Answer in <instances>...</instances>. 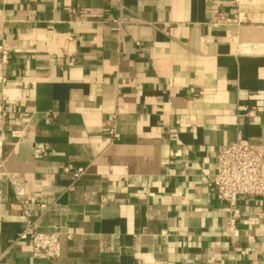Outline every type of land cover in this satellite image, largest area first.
<instances>
[{
  "label": "crops",
  "instance_id": "1",
  "mask_svg": "<svg viewBox=\"0 0 264 264\" xmlns=\"http://www.w3.org/2000/svg\"><path fill=\"white\" fill-rule=\"evenodd\" d=\"M3 44L0 264H45L27 218L72 234L53 264H264V199L225 236L212 185L264 139V0H0Z\"/></svg>",
  "mask_w": 264,
  "mask_h": 264
},
{
  "label": "built area",
  "instance_id": "2",
  "mask_svg": "<svg viewBox=\"0 0 264 264\" xmlns=\"http://www.w3.org/2000/svg\"><path fill=\"white\" fill-rule=\"evenodd\" d=\"M214 25L233 23V20L218 15L213 18ZM0 54L4 64L9 61L10 52L8 47L0 45ZM2 82H5L3 78ZM248 114H252L251 111ZM53 117V116H52ZM52 117H48L51 120ZM110 134L113 140L119 138L114 128ZM36 149V152H40ZM217 168L212 177V185L217 198L228 205L229 216L223 231L225 236H233L237 231V225L241 218L239 202L253 198L264 199V139L253 144L247 139L239 138L235 141L219 146L216 155ZM5 166L4 160L0 158V170ZM64 172L69 174L72 182L71 189L76 181L87 173L86 168H75L68 165ZM13 191L18 204L27 203L24 198L23 188L11 179ZM44 207V204H41ZM27 217L30 216L26 212ZM22 239H28L32 246L34 258L43 260L45 264H53L62 254L63 239H72V234L59 232H43L37 228L29 218L26 220L25 229L19 234Z\"/></svg>",
  "mask_w": 264,
  "mask_h": 264
}]
</instances>
